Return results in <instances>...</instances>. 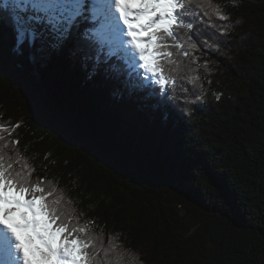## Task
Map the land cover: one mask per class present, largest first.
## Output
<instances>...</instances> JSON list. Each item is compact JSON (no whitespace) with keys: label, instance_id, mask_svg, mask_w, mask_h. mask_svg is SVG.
Returning <instances> with one entry per match:
<instances>
[{"label":"trees","instance_id":"trees-1","mask_svg":"<svg viewBox=\"0 0 264 264\" xmlns=\"http://www.w3.org/2000/svg\"><path fill=\"white\" fill-rule=\"evenodd\" d=\"M7 2L5 163L17 160L18 140L32 181H52L67 212L95 222L98 259L114 247L122 264H264V0L186 4L192 30H176L184 48L171 49L179 67L164 62L179 84L164 90L117 56L102 55L89 78L91 61L83 68L50 45L43 55L39 34L17 51Z\"/></svg>","mask_w":264,"mask_h":264},{"label":"snow or ice","instance_id":"snow-or-ice-1","mask_svg":"<svg viewBox=\"0 0 264 264\" xmlns=\"http://www.w3.org/2000/svg\"><path fill=\"white\" fill-rule=\"evenodd\" d=\"M191 3L193 0H90V16H85V0H8L4 7L14 24L17 51L25 39L31 41L39 34L52 49L67 48L83 68L91 61L89 78L96 75L102 55L106 64L120 54L129 68L139 67L145 81L150 79L164 90L175 87L164 62L179 67L171 49L184 48L177 42L176 30H192L191 21L185 19L189 14L186 4ZM198 3L212 7L211 0ZM215 12L220 20L228 19L219 7ZM89 18L98 26L79 32L83 20ZM5 22L6 17L0 15V23ZM189 47L195 50L197 45L189 42ZM111 70L120 71L116 65ZM198 81V76H192L188 82L197 85ZM202 99V95L196 96V100ZM10 143L17 160L9 158L8 163L3 153L8 142L0 144V264H122L123 253L110 256L114 247L105 249L103 259H98V237L89 227L95 222L80 224L67 212L65 197L52 181L40 178L33 182L34 169L16 148L19 141ZM21 160V171H15L13 163ZM73 219L77 222L72 223Z\"/></svg>","mask_w":264,"mask_h":264},{"label":"rangeland","instance_id":"rangeland-1","mask_svg":"<svg viewBox=\"0 0 264 264\" xmlns=\"http://www.w3.org/2000/svg\"><path fill=\"white\" fill-rule=\"evenodd\" d=\"M7 1V0H6ZM88 4H90L89 3V0H88ZM85 16H90V14H85ZM97 23H96V21H93V20H91L90 18L88 19V22H87V24L86 23H84L83 24V26H81L80 27V29L78 30L79 32L80 31H84L85 29H91V28H94V27H96V26H98V25H96ZM49 43L48 42H45V44H44V46H43V48H42V52H43V55H46V54H48V48L47 47H49ZM106 50V49H105ZM107 51V50H106ZM135 68H137V67H135ZM134 68V69H135ZM184 75H187V74H184ZM187 80L189 79V77L188 78H186ZM147 82H152L151 80L149 81V80H147ZM179 84V83H178ZM177 84V85H178ZM176 85V86H177ZM175 86V87H176ZM175 87H171L170 89H174Z\"/></svg>","mask_w":264,"mask_h":264},{"label":"bare ground","instance_id":"bare-ground-1","mask_svg":"<svg viewBox=\"0 0 264 264\" xmlns=\"http://www.w3.org/2000/svg\"><path fill=\"white\" fill-rule=\"evenodd\" d=\"M87 7H88V0H85V14H89L88 12H87ZM87 22H88V19L87 20H83V22L81 23V26H83V24L84 23H86L87 24ZM122 60V59H121Z\"/></svg>","mask_w":264,"mask_h":264}]
</instances>
